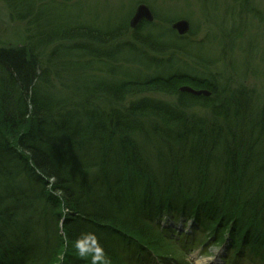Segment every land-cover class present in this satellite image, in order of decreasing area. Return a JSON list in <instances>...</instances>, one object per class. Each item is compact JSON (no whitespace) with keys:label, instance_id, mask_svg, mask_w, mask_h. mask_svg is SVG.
I'll use <instances>...</instances> for the list:
<instances>
[{"label":"trees","instance_id":"trees-1","mask_svg":"<svg viewBox=\"0 0 264 264\" xmlns=\"http://www.w3.org/2000/svg\"><path fill=\"white\" fill-rule=\"evenodd\" d=\"M0 1L25 37L0 45V264H92L74 246L84 233L110 264H150L144 251L175 264L159 221L179 211L204 216L197 231L216 245L227 235L240 263L264 264V72L229 52L264 59V0H243L250 17L206 49L204 14L179 36L161 16L134 30L40 11L74 0ZM249 18L262 39L243 49Z\"/></svg>","mask_w":264,"mask_h":264},{"label":"rangeland","instance_id":"rangeland-1","mask_svg":"<svg viewBox=\"0 0 264 264\" xmlns=\"http://www.w3.org/2000/svg\"><path fill=\"white\" fill-rule=\"evenodd\" d=\"M241 2L243 3V0H74L72 4L64 1H53L49 3V5H44L40 11L41 13L45 12L46 14L52 12V18L68 20L78 19V22L85 21L98 26L109 22L118 24L120 22H124L126 19H128L127 23L129 25V21L134 13V10L139 4H145L150 8L154 21L156 17L161 16L164 19H175V21L188 19L190 21L189 24L192 25L193 23L191 19H193L194 22L195 19H200L199 17H202L204 14V17L207 19L209 24L207 32L206 29L200 25L195 27L194 31H197L196 39L198 40L202 39V37L207 33L206 40L201 45L204 49H206L211 47L212 43H215L216 41L225 40V35L228 34L229 30H231L233 26L232 17L237 16L239 21H242L243 16L245 18L250 17L247 14V8H245ZM6 9L5 4L0 1V45L10 46L23 43L25 37L22 25L12 23L9 19V15L7 14L8 10ZM251 18L247 19V23L252 26V32L250 35L251 39H242L240 46H242L243 49L253 46L256 42L262 39L260 34L261 32L256 30L255 21ZM239 24L240 26H243L244 22H240ZM190 29L191 28H189V32ZM226 45V41H223L222 45L219 46V49H217V47L212 48H215L216 53L220 56L223 53V48L226 49ZM203 47H201V49H203ZM230 47L231 45L229 46L228 44V48ZM193 48L198 49L200 46L195 45ZM261 48L264 49V45L263 47L261 45ZM229 52L235 55L233 60L238 67H241V71L245 67H248L256 74L264 72V59L262 61L259 59L260 53L257 56L256 54L258 52L249 53L245 51L244 53H241L237 47L234 52H231V50H229ZM228 61L230 60L228 59ZM217 66L222 67L219 63ZM230 75L232 80V89L242 84V79H239L236 73L231 71ZM223 83L225 85L224 81ZM260 84L261 82L258 75L248 77V79L244 80L243 83L245 87L247 86L249 88L259 87ZM147 95L166 100L171 99L169 96L165 97L154 92H149ZM63 212L66 214L65 210ZM187 215L188 213L179 211L177 214L175 213L171 215L178 216L179 219H176L175 217L163 216L162 220L159 221L161 229L164 228L168 230L170 234V236L167 235L169 240L166 242V244H169L170 247L167 246L165 242L161 241L163 248H165V251L168 254L167 261H172L175 264H203L201 263L202 261L206 260L211 253H215L214 255H217V257L214 259V264H249V262L240 263L239 259H236L233 253L228 254V252H231V249L228 250L226 248V245H228L227 241L226 243L220 242L216 245L214 243L215 240H213L216 236L209 230V234L207 232L202 234L197 231L200 228L197 229L194 221L197 224L199 222L202 224L201 220L204 221V216L197 219L198 215L191 214L190 217H187ZM184 218H187L188 220L185 219L183 221ZM206 226L207 224H204L205 228ZM155 231L161 232L159 229H155ZM229 232L230 230H228L227 234H229ZM207 235H211L212 240L205 238ZM171 242H173V244H171ZM214 248L215 250H213ZM148 255L149 253L147 254V252L144 251L143 259H145L146 262L149 261L150 264H172L170 262L165 263L164 259H158L159 261H155L156 259H154V257H149ZM172 258H174V260H172Z\"/></svg>","mask_w":264,"mask_h":264},{"label":"water","instance_id":"water-1","mask_svg":"<svg viewBox=\"0 0 264 264\" xmlns=\"http://www.w3.org/2000/svg\"><path fill=\"white\" fill-rule=\"evenodd\" d=\"M154 21V18L152 16L150 8L145 5V4H139L136 6L134 13L129 21V26L131 29H136L138 25H140L142 22L146 23H152ZM190 28V24L187 20H179V21H174L171 24V29L175 31L179 36H184L188 34ZM180 92L183 93H189L195 96L199 95H205L209 96L210 92L205 91V90H194L190 88L189 86H182L179 88Z\"/></svg>","mask_w":264,"mask_h":264},{"label":"clouds","instance_id":"clouds-1","mask_svg":"<svg viewBox=\"0 0 264 264\" xmlns=\"http://www.w3.org/2000/svg\"><path fill=\"white\" fill-rule=\"evenodd\" d=\"M75 248L79 255L88 256L92 254V264H110L109 259L105 255L102 247L97 243V238L92 233H84L75 242Z\"/></svg>","mask_w":264,"mask_h":264},{"label":"bare ground","instance_id":"bare-ground-1","mask_svg":"<svg viewBox=\"0 0 264 264\" xmlns=\"http://www.w3.org/2000/svg\"><path fill=\"white\" fill-rule=\"evenodd\" d=\"M230 238L227 236V238H225L224 237V242L226 243V241L229 243L230 242ZM227 243V244H228ZM213 250H215V248L213 249ZM215 254V253H214ZM213 253H211L207 258H206V260H204V261H202L201 263H203V264H214V259H215V257H217V255L215 256ZM213 260V261H212Z\"/></svg>","mask_w":264,"mask_h":264}]
</instances>
